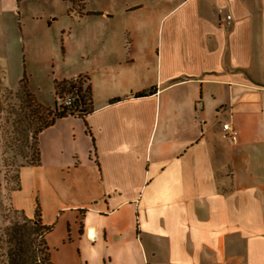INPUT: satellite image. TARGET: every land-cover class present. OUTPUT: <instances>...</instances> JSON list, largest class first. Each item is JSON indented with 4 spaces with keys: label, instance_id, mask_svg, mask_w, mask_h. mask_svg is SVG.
<instances>
[{
    "label": "crops",
    "instance_id": "crops-1",
    "mask_svg": "<svg viewBox=\"0 0 264 264\" xmlns=\"http://www.w3.org/2000/svg\"><path fill=\"white\" fill-rule=\"evenodd\" d=\"M101 1H70L61 77L93 109L40 132L12 207L52 264H264V0Z\"/></svg>",
    "mask_w": 264,
    "mask_h": 264
},
{
    "label": "rangeland",
    "instance_id": "rangeland-1",
    "mask_svg": "<svg viewBox=\"0 0 264 264\" xmlns=\"http://www.w3.org/2000/svg\"><path fill=\"white\" fill-rule=\"evenodd\" d=\"M70 1L81 9L82 0H0L1 85L8 88L10 95L6 98L4 93V109L0 112V226L16 218L21 220L20 214L13 210L10 196L19 185L18 175L20 165L26 163L25 153L35 154L22 143H11L15 133L12 125L15 113L11 107L20 105L26 114L34 108L33 105L30 109L28 103L15 97L20 80L25 77L36 99L53 115L54 111L64 109L58 101L60 91L55 88V80L63 79V75H68L85 60L84 52L70 40L73 37L69 34L70 26L78 25V19L69 15ZM101 2L92 0L90 4ZM86 84L83 78V87ZM61 188L64 186L59 184V191ZM0 257L2 259V255Z\"/></svg>",
    "mask_w": 264,
    "mask_h": 264
},
{
    "label": "trees",
    "instance_id": "trees-1",
    "mask_svg": "<svg viewBox=\"0 0 264 264\" xmlns=\"http://www.w3.org/2000/svg\"><path fill=\"white\" fill-rule=\"evenodd\" d=\"M83 78L87 82L85 87L82 85ZM1 83L0 73V112L4 109V93H6V98L10 96L7 93L8 88L3 87ZM55 88L57 91H60V94L63 92L72 93L75 101L71 108L63 106V110L59 112L54 111L53 115H51L48 109L31 92L25 77L20 80L15 97L21 102L28 103L30 109L33 105L34 108L32 112L26 114L22 112L20 105L17 108L11 107L12 112L15 113V118L12 120L15 133L11 143L16 145L22 143L29 151H35V154L30 152L25 153L26 163L21 164L20 167L39 163V134L43 129L52 125L58 117L68 113L84 115L93 109L92 87L88 75L79 74L77 78L55 80ZM155 91L156 86L150 88L148 92L153 93ZM144 94L145 92H141L137 95ZM113 100L118 99L115 98ZM19 176L18 184H20ZM13 210L15 214H20L21 220L16 218L10 221L8 225L0 226V256L2 255V259L0 257V264H52L51 252L46 241V234L52 229V226L42 223L39 208H37L34 218L28 217L19 209L14 208Z\"/></svg>",
    "mask_w": 264,
    "mask_h": 264
},
{
    "label": "built area",
    "instance_id": "built-area-1",
    "mask_svg": "<svg viewBox=\"0 0 264 264\" xmlns=\"http://www.w3.org/2000/svg\"><path fill=\"white\" fill-rule=\"evenodd\" d=\"M226 19H231V14L226 15ZM58 101L60 105L64 107L71 108L74 104L75 97L72 93L63 92L58 95ZM223 129L226 131L227 135L233 140L236 141L238 137V130L231 123H224Z\"/></svg>",
    "mask_w": 264,
    "mask_h": 264
}]
</instances>
